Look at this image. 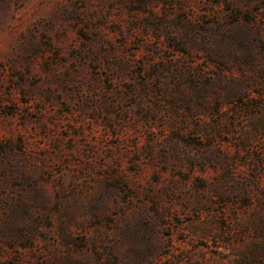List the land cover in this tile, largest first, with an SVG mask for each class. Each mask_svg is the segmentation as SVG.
<instances>
[{"label": "rangeland", "instance_id": "rangeland-1", "mask_svg": "<svg viewBox=\"0 0 264 264\" xmlns=\"http://www.w3.org/2000/svg\"><path fill=\"white\" fill-rule=\"evenodd\" d=\"M0 264H264V0H0Z\"/></svg>", "mask_w": 264, "mask_h": 264}]
</instances>
